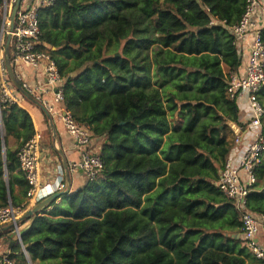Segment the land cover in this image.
I'll return each instance as SVG.
<instances>
[{
    "label": "trees",
    "instance_id": "16d2710c",
    "mask_svg": "<svg viewBox=\"0 0 264 264\" xmlns=\"http://www.w3.org/2000/svg\"><path fill=\"white\" fill-rule=\"evenodd\" d=\"M244 7L56 0L38 9L39 46L62 78L63 106L102 138V167L62 203L23 219L33 262L264 264L244 245L240 213L215 184L235 138L231 125L245 127L228 92L241 62L231 27ZM260 37L264 43V24ZM257 97L264 106V86ZM34 133L24 108L1 103L0 204L22 203L28 186L17 151ZM254 173L244 205L264 215L263 161ZM1 237L12 246L8 230Z\"/></svg>",
    "mask_w": 264,
    "mask_h": 264
},
{
    "label": "built area",
    "instance_id": "2783aa9c",
    "mask_svg": "<svg viewBox=\"0 0 264 264\" xmlns=\"http://www.w3.org/2000/svg\"><path fill=\"white\" fill-rule=\"evenodd\" d=\"M17 0H2L0 4V105L5 101L19 103V91L10 81L5 63L4 49L8 40L9 61L20 81L21 88L29 95L35 91L21 79L18 72L21 65L38 69L44 78L45 90L50 98L37 100L51 114H58L66 131L79 147V157L68 166L69 171L81 170L86 178H93L102 167V159L97 152L89 149L91 136L89 130L77 123L63 106L62 78L50 55L49 48L40 47V26L38 9L51 5L56 0H20L12 17V9ZM264 24V0H245L244 11L237 23L231 27L237 47L249 37V49L244 61L243 73L232 74L229 79L230 96L247 95L250 112L247 124L253 130L251 141L242 152L237 163L226 158L215 184L224 196L231 199L240 213L241 237L244 245L257 259H264V215L245 208V197L250 187L257 181L254 169L262 161L264 154V135L262 117L264 106L257 92L264 86V43L260 29ZM22 95V94H21ZM32 96V95H31ZM38 101V102H39ZM35 130V129H34ZM238 141V136L234 138ZM40 135L38 133L24 142L17 151L18 168L27 182L25 200L15 206L8 200L0 204V228L10 225L14 243L25 264H36L22 242L20 217L35 203L56 191L66 189L63 176L53 184H42L40 160ZM0 264H17L10 251L0 253Z\"/></svg>",
    "mask_w": 264,
    "mask_h": 264
},
{
    "label": "crops",
    "instance_id": "0c3cea01",
    "mask_svg": "<svg viewBox=\"0 0 264 264\" xmlns=\"http://www.w3.org/2000/svg\"><path fill=\"white\" fill-rule=\"evenodd\" d=\"M250 39L245 37V39L238 46L241 51V62L238 66L237 75L243 73L244 61L248 54ZM18 72L22 80L27 82L31 87L35 88L33 94L30 98L22 95L19 97L20 107L24 108L31 116L34 129L36 133L40 135V160H41V180L42 184H53L57 182L60 176L65 177L64 167L62 158L64 157L67 162V166L79 157V147L76 146L75 141L72 136L66 131L62 120L58 114L49 113V117L43 112V110L34 102L38 98H50V94L45 90L44 78L38 69H34L29 65H21ZM38 97V98H37ZM40 102V101H39ZM236 103L238 106V120L241 125L245 126L244 129L240 130L235 124H232V130L235 134L234 137L238 136V141L235 142L233 139L228 152L227 158H230L235 164L238 162L242 152L251 141L253 130L249 129L247 121L250 116V112L247 106V95L242 93L236 97ZM233 134H231L232 136ZM102 138L92 137L89 149L93 152H97L100 149ZM8 146L14 148V139H10ZM264 162V160H263ZM85 181V176L81 170L69 171V183L66 182V186L70 185L69 192L76 190ZM15 194H18L17 188L14 190ZM22 202L26 199L25 196H20ZM62 197L55 201V203H62ZM51 209V207H48ZM27 222L20 221V230H24ZM4 227V226H3ZM8 233L10 235L12 246L5 245L1 243L3 238H0V253L5 251H10L17 264H25L20 250L17 249L12 231L10 229ZM1 231V228H0ZM3 231V230H2Z\"/></svg>",
    "mask_w": 264,
    "mask_h": 264
},
{
    "label": "water",
    "instance_id": "95a60500",
    "mask_svg": "<svg viewBox=\"0 0 264 264\" xmlns=\"http://www.w3.org/2000/svg\"><path fill=\"white\" fill-rule=\"evenodd\" d=\"M19 2L20 0H17L15 5L13 6V9H12V17L14 16L17 8H18V5H19ZM8 40L9 38L6 39V44H5V49H4V53H5V57H4V63H5V67H6V71H7V74H8V77L10 79V81L12 82V84L16 87V89L24 96L30 98V95L28 93L25 92V90H23L21 88V85H20V81L9 61V55H8ZM118 54V53H116ZM34 102L43 110V112L49 117V113L48 111L44 108V106L34 100ZM62 161H63V167H64V172H65V178L67 180V182L69 183V170H68V166H67V162H66V159L63 157L62 158ZM69 188H70V185H68L66 187L65 190L63 191H56V192H53L51 193L50 195L46 196L45 198H43L42 200L38 201L37 203H35L31 208L27 209L23 215L20 217V220L19 221H23L24 218L28 217V216H31L32 214H34L35 212H37L38 210L42 209L43 207H45L47 204L51 203L52 201H57L58 199H60L63 195L65 194H68L70 193L69 192ZM5 229H10V225H6L4 227H1V230H5ZM24 230L21 231V235L23 233Z\"/></svg>",
    "mask_w": 264,
    "mask_h": 264
},
{
    "label": "rangeland",
    "instance_id": "374dc122",
    "mask_svg": "<svg viewBox=\"0 0 264 264\" xmlns=\"http://www.w3.org/2000/svg\"><path fill=\"white\" fill-rule=\"evenodd\" d=\"M19 94H20V97H21L22 95H21V93H20V92H19ZM263 160H264V154H263V157H262V161H263Z\"/></svg>",
    "mask_w": 264,
    "mask_h": 264
}]
</instances>
